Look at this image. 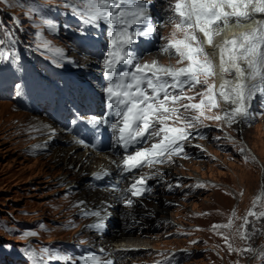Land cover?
I'll use <instances>...</instances> for the list:
<instances>
[{
	"label": "rangeland",
	"instance_id": "1",
	"mask_svg": "<svg viewBox=\"0 0 264 264\" xmlns=\"http://www.w3.org/2000/svg\"><path fill=\"white\" fill-rule=\"evenodd\" d=\"M75 2L79 3V0ZM170 3L174 4L175 0H168V5ZM47 8L70 12L65 0H0V48L11 46L16 52L10 43L12 39L15 45V33L19 34L22 43L28 39L36 47L50 44L53 50L61 46L63 39H51L46 21L49 19ZM240 26L231 23L227 27L235 28L234 32L241 34L244 30L239 31ZM227 27L215 36L214 43L223 39ZM172 30V25L164 26V37L170 38ZM176 38H183V33L178 32ZM205 50L208 51L207 47ZM178 59V55L160 52L149 55L147 61L155 60L159 65L173 69L187 66V60L178 64ZM199 78L205 77L201 74ZM208 83H214L217 91L216 76L209 77ZM205 88L197 85L185 94L196 96ZM200 98L196 96L191 102L199 103ZM216 99L219 108L204 107L209 116L223 115L230 108L224 106L220 97ZM259 111L257 102L252 109L254 119L249 121L238 117L231 124L226 120H204V124L211 125L201 130L205 136L201 144L203 151L195 158L177 161L164 168L169 178L179 175L186 189L179 188L158 201L140 200L130 207L122 206L128 199L124 192H115L110 201L118 208H125V212H146V216H155L154 221H157L151 224L142 219L136 230L125 232L139 237L142 243L135 244L131 250L133 254L125 256L128 259L125 263L137 259L152 261L184 247L188 250L175 255L181 258L176 264H264L260 255L264 250V218L257 220L248 216L252 222L246 228L240 227L249 211L257 214L264 211V194L259 195L264 183V115H256ZM45 123L56 131L45 134ZM62 128L46 115L31 113L7 99H0V264H39V256L46 253L42 250L52 252L58 247L57 240L85 237L84 230H79L89 218H77L75 212L83 209L85 198L88 200L85 204L93 208L108 197L105 192L94 194L87 187V176L93 170V164L100 160L99 154L92 155L93 162L81 160L83 148L72 149L73 145L66 141L70 135L62 133ZM246 143L256 154L244 146ZM156 170L160 171L159 168ZM70 183L73 184L69 187ZM163 210L167 213H159ZM114 215L115 230L121 231L118 213ZM230 218L233 219L230 228H213V225L228 224ZM252 224L261 231L250 239L241 238L243 231L253 232ZM115 230L112 229L110 234L119 239L122 233L116 234ZM26 231L37 235L24 236ZM249 246L256 251H242ZM139 248L140 251H136Z\"/></svg>",
	"mask_w": 264,
	"mask_h": 264
},
{
	"label": "snow or ice",
	"instance_id": "2",
	"mask_svg": "<svg viewBox=\"0 0 264 264\" xmlns=\"http://www.w3.org/2000/svg\"><path fill=\"white\" fill-rule=\"evenodd\" d=\"M65 6L80 20L81 26L77 30L81 35L86 31L84 25L98 28L105 24L111 28L108 49L102 61L103 74L107 78L104 88L107 110L103 116L93 115L86 122L93 130L105 125L111 127L115 143L124 153L117 165L122 174H134L144 167L170 162L173 156H186L183 150L189 138L198 135L201 126H209L204 124V120H226L231 124L240 117L249 121L254 119L251 112L254 101L260 104L256 115H264V20L257 21V26L249 32L225 40L220 45L214 43L215 36L228 26L230 20L239 24L242 20L251 19L254 12L264 13V0H175L174 4L170 3L166 11L172 14L161 22V26L170 24L173 30L170 38L160 37L167 42L159 50L178 55V64L188 61L187 66L177 69L159 65L155 60L142 65L141 58L132 47L136 38L150 37L158 32L148 13L150 6L147 0H79V3L65 0ZM178 32L183 33V38H176ZM206 47L212 51H206ZM57 51L62 53L63 50ZM217 53L220 75L235 73L234 80L224 79L218 91L214 83H208L209 77L217 75L213 59ZM201 74L205 77L203 80L199 78ZM197 85L206 88L204 92L196 93L201 97L199 103H192L196 96L186 95L185 88L191 90ZM217 96L234 107L224 111L223 115L209 116L204 107L219 108ZM76 142L85 144L84 139ZM108 174V170L94 173L97 176ZM154 175L158 176L159 172ZM147 179L146 173L135 177L122 192L133 197L146 194L150 191ZM112 187L115 190L116 186ZM125 202L132 203L131 199ZM91 214L99 216V212ZM248 216L258 220L264 218V211L259 214L249 211L241 228L251 223ZM232 224L233 219L230 218L228 224L213 225V228H230ZM252 227L253 232L241 233V238L250 239L261 231L255 224ZM23 235L35 236L37 233L26 231ZM228 247L231 251V244ZM42 251L49 253L48 259H53L49 249ZM242 251L253 253L256 250L249 246ZM260 255L264 258V250ZM92 264L111 262L101 261L92 254Z\"/></svg>",
	"mask_w": 264,
	"mask_h": 264
},
{
	"label": "bare ground",
	"instance_id": "3",
	"mask_svg": "<svg viewBox=\"0 0 264 264\" xmlns=\"http://www.w3.org/2000/svg\"><path fill=\"white\" fill-rule=\"evenodd\" d=\"M261 20H264V13H253L252 14V18L251 19H248V20H242L239 24L240 25H242V26H240L241 27V29H238L239 31H242V30H244L242 33H244V32H249V31H251L253 28H255L256 26H257V21H261ZM231 23H235V21L234 20H230L229 21V25L231 24ZM247 24H252V26L251 25H247ZM244 25H246L247 27H245ZM249 26H251V27H249ZM239 27V26H238ZM234 30H235V28H231V27H227V29H225V32H224V35H223V39L220 41V42H218V43H215V44H217V45H220V44H222L225 40H228V39H231V38H233L234 36H239L240 34H236V32H234ZM237 30V29H236ZM207 50L209 51V52H211L212 50L211 49H209V48H207ZM154 55V54H153ZM214 59V62L216 63V65H217V67H216V72H217V75H216V87H217V91L219 90V86H220V84L222 83V81L224 80V79H226V80H230V81H232V80H234V76H235V73L233 72V73H231V74H224L223 75V77L220 75V69H219V55H218V53H217V55L213 58ZM230 75V77H228ZM212 78V77H211ZM211 80V79H210ZM213 81V80H212ZM221 99V98H220ZM221 101L223 102V104H224V106H229L230 108L231 107H234V105H230V104H227V103H225L222 99H221ZM230 108H227L226 110H228V109H230ZM225 110V111H226ZM239 119H241L240 117H238ZM243 120V119H242ZM50 126V124H47V123H45L44 124V127H45V134H47V132H49V131H51V130H53V128L52 127H49ZM44 129V128H43ZM241 129V128H240ZM55 136V135H54ZM71 136V135H70ZM70 136L66 139V141L68 142V144H72L73 145V147H72V149H74V150H77V149H80V148H83L84 147V145H81V144H79V143H77L76 141H77V139L76 138H74V137H72V138H70ZM52 138V137H51ZM245 147H247V149H249V151L250 152H252L253 154H256L255 152H254V149L249 145V144H245L244 145ZM86 152H88V151H86ZM86 152H81V160H88V162H89V160H90V158L92 159V157H88V154L86 153ZM93 154H96V153H93V152H90L89 153V156L90 155H93ZM100 157V160L99 161H97L94 165H93V170L94 169H97L99 166H109L110 164H111V162H110V160H109V158L107 157V155H100L99 156ZM261 163V162H260ZM262 164V163H261ZM262 182V181H261ZM262 185L263 186H261V191L259 192V195H261V196H263L262 194H264L263 192H264V183H262ZM106 194H107V198H105L104 200H103V202L106 200V201H110V199L112 198V196L115 194V193H113V192H111V191H109V190H105L104 191ZM261 201H262V199H261ZM99 204H101V203H99ZM98 204V205H99ZM164 212H159V213H161V214H166L167 212H165V210H163ZM109 213V212H108ZM110 213H112V214H115V212H110ZM104 214V212L101 210L100 212H99V218H101L102 217V215ZM115 216V215H114ZM249 219V218H248ZM254 219V218H253ZM150 220V222L151 223H155L154 222V219L153 218H151V219H149ZM252 220V219H251ZM96 222H98V221H96ZM157 222V221H156ZM252 222V221H251ZM262 223V222H261ZM260 223V224H261ZM258 224H259V222H258ZM129 226H131V225H129ZM136 226H139V225H133V228L135 229V227ZM256 226H258V225H256ZM116 228V227H115ZM128 228V224H126V228H124V231H123V233H122V231H121V235L119 236V239H118V237L116 236H113V238H117V239H115L114 241L116 242L115 243V245H117L118 246V248L120 249V250H122L121 252L122 253H127V254H130L131 253V250L133 249V247H135V244H142V243H140V239H139V237H137V236H133V235H131V234H127V233H125V230ZM141 228V227H140ZM140 228H138V229H140ZM136 230V229H135ZM248 230V229H247ZM243 233H245V234H247V232L246 231H243ZM116 234H119V231H116ZM244 234V235H245ZM263 236V235H262ZM260 237V236H259ZM112 241H113V239H112ZM136 241H138L139 243H137ZM127 244V245H126ZM121 246H123V247H121ZM244 249V248H243ZM131 254H133V253H131Z\"/></svg>",
	"mask_w": 264,
	"mask_h": 264
},
{
	"label": "built area",
	"instance_id": "4",
	"mask_svg": "<svg viewBox=\"0 0 264 264\" xmlns=\"http://www.w3.org/2000/svg\"><path fill=\"white\" fill-rule=\"evenodd\" d=\"M119 212H125V208H118ZM126 217H125V222L129 225H137L140 224L138 223L140 220H148L149 223L150 220L149 218L146 217V212H125ZM155 222V221H154ZM152 224V223H151Z\"/></svg>",
	"mask_w": 264,
	"mask_h": 264
}]
</instances>
